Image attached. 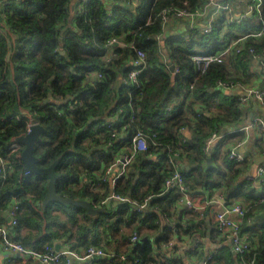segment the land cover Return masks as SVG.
<instances>
[{"label":"trees","instance_id":"obj_1","mask_svg":"<svg viewBox=\"0 0 264 264\" xmlns=\"http://www.w3.org/2000/svg\"><path fill=\"white\" fill-rule=\"evenodd\" d=\"M207 3L77 0L80 9L70 16V0H0V155L12 165L0 178V209L17 204L16 223L9 229L13 240L39 251L65 239L77 251L97 245L128 254L123 260L102 258L104 264L133 257L140 264H166L167 259L185 264L181 254L172 259L163 251L161 242L170 239V226L161 219L174 221L177 233L188 235L205 232L207 220L193 210L174 209L180 193L164 186L171 171L168 147L179 151L188 189L212 191L214 181L224 180L227 200L246 208L242 225L255 209L264 207L261 194L243 176L247 157L229 158L220 141L212 153L205 149L213 131L237 124L247 109L246 102L218 86V80L251 85L261 78L262 72L253 68L259 59L250 48L264 57V0L259 10L254 8L240 21L217 15L207 33L185 22L182 31L165 34L161 9L193 10ZM238 3L243 10L245 1ZM112 37L116 42L109 44ZM231 42L222 59L210 61L203 70L192 58L221 52ZM131 44L145 53L138 86L123 80L136 55ZM170 64L179 71L173 74ZM29 120L44 127L34 146L38 165L58 159L57 193L87 199L101 211L89 213L83 206L57 200L42 205L48 177L24 172L20 142L17 151L10 148L16 136L26 133ZM182 127L187 132H181ZM137 129L145 134L147 148L135 151L111 186L104 171L130 152ZM243 134L230 132L228 141L236 143ZM256 145L264 149L263 136ZM111 193L128 195L132 201L102 203ZM144 201L137 210L135 204ZM134 231L137 242L130 241ZM252 236L242 256L216 252L212 263L241 264L253 258L254 264H264L263 226ZM118 243H126L127 250L121 252ZM196 251L185 255L197 254L194 264H200L204 254Z\"/></svg>","mask_w":264,"mask_h":264},{"label":"built area","instance_id":"obj_2","mask_svg":"<svg viewBox=\"0 0 264 264\" xmlns=\"http://www.w3.org/2000/svg\"><path fill=\"white\" fill-rule=\"evenodd\" d=\"M262 0H248L246 8L244 11L235 13L234 6L231 2V0H208V3L200 8H195L193 10L187 9L186 7H178V6H167L161 9L160 16L162 19V22L166 24L171 19H184L187 20L188 25L190 27L197 26L196 20L198 18L204 19V22L202 24V31L203 32H209L212 29V22L213 19L221 14L224 13L227 16L228 21H240L245 14L253 10L254 8H257L259 10ZM210 7H213L212 10H210ZM112 42H116V39L114 37L110 38L108 40V43L111 44ZM234 42H231L227 47L218 53H208V54H193L192 58L197 63L198 67L203 70L204 67L210 62V61H220L223 57V55L228 51L230 46ZM133 46V44H131ZM136 55L134 58L131 59V64L126 72L125 77L123 80L125 83H135L138 86L137 76L138 74L143 70L144 64H145V53L143 50L133 46ZM250 51L253 53V57L255 59H260L261 55L259 53L254 52L252 48H250ZM111 50H109L108 53H110ZM179 71V67L177 65H173L172 73L175 74ZM100 76V73L97 74ZM261 77L264 78V67L262 68ZM218 86L224 87L228 90L233 88H241L243 90V94L240 95V99L242 101H247L248 99H253L258 102H260L262 105H264V89L261 87H257L254 85H245L240 82H233V81H224V80H218L217 82ZM34 122L32 120H29V125ZM250 125L256 126L260 129L262 135H264V120L260 118L259 116L254 117V119L251 121ZM27 127V129H28ZM247 126H238L233 128V130H230V132L238 131L245 129ZM181 132H187V128L182 127ZM229 132H226L225 130L222 131H213L206 142L205 149L211 153L213 152L212 146L216 141H220L223 146L226 144L227 140V134ZM242 145V141H237L234 144L229 145L227 148L228 156L229 158H234L237 161H241L244 159V155L239 152V147ZM20 147V143L16 140H14L10 148L13 151H17ZM147 148L146 145V139L145 134L141 129H137V131L132 136V147L130 152L127 154H124V160L121 161V159H118L117 162L120 163V169L115 173V175L111 179V186L115 184L116 179L119 177V175L123 172V168L126 166L128 161L131 159V157L134 155L136 150H145ZM168 156H167V163L170 167V175L167 176L164 182L165 188H175L179 193L180 197L177 201V203L174 204L175 210H184L189 209L193 210L200 215H202L203 209L207 204H212L213 201L212 196L205 197V203H195V196L199 197L198 195H193V191L188 189V186L185 182V177L182 172V163L177 158L179 151L172 149L171 147H168ZM264 155V151H263ZM113 165L107 167L104 171L103 178L106 179V176L111 171ZM12 169L11 163H9L2 155H0V178L4 177L6 175V170L10 171ZM259 172L264 175V167H259ZM215 184H217V187L221 190L224 189V180H216L214 181ZM207 193L208 190L205 188ZM195 194L197 192H194ZM151 196H148L145 198V201L149 199ZM109 199H114L115 202H121V201H132L131 198L128 195H122L118 193H111L109 194L103 201H107ZM219 201L220 207L215 210L214 212V221L215 225L217 227V230L220 232L222 238L224 240H227L231 243L233 250L235 253L239 254L240 256L243 255L245 251L251 247V241L247 234H245L242 231V221L246 214V208L241 202H229L222 194H218L217 198ZM260 201H264V192L259 197ZM145 201L143 203L135 204V208L137 210H141L145 206ZM17 208V204H14L12 207L9 208V215H10V224L16 223V217L14 216V211ZM174 231H176V227L173 228ZM138 235L137 232L134 231L130 236L131 242H137ZM0 240L3 245V247L11 253H20L23 255H31L41 261L46 262L47 264H60V262H63V264H71L70 258L67 257L66 254H70L75 256L76 258H95V259H102L106 258L107 260H110L112 257L117 256L120 259H127L128 254L126 253H115L114 251H106L101 246L97 245H89L82 251H77L72 248L67 249H55L53 245L44 246L43 251L35 250L26 247L19 241L13 240L10 236L9 230L5 225L0 224ZM168 242V241H167ZM171 241L168 242L170 244ZM172 243V242H171ZM198 242H195V244ZM215 254V251H207L204 256L201 259L200 264H214L212 263L211 259L213 258ZM129 262L131 264H140L139 260L135 257L130 258ZM4 264H8L5 262ZM241 264H254V259H248L243 260Z\"/></svg>","mask_w":264,"mask_h":264},{"label":"crops","instance_id":"obj_3","mask_svg":"<svg viewBox=\"0 0 264 264\" xmlns=\"http://www.w3.org/2000/svg\"><path fill=\"white\" fill-rule=\"evenodd\" d=\"M240 0H231L234 9L235 7L237 10H235V13L242 12L247 5L246 0L244 4L243 10L240 8V3H238ZM235 2V4H234ZM237 3V4H236ZM213 7H210V10H212ZM76 9H80V4H77V0H70V11L69 15L72 16L74 14V11ZM1 13V11H0ZM0 19V23H1ZM185 22L187 20L184 19H171L166 23L165 34L167 35L169 32H180L185 28ZM204 22V19L198 18L196 20V24L202 26ZM260 60V61H259ZM259 60L255 61L253 68L258 71L260 70L262 72V68L264 67V57L260 58ZM262 78V77H261ZM256 78L251 84L257 87H261L264 89V78L261 79ZM228 93L237 94L238 96L243 94V90L241 88H233L230 90H227ZM246 102L247 109L245 110V115L241 119L240 122H238L235 125H226L224 126V129L226 132L230 133V130H233L235 127H240L246 125L247 127L242 130L243 131V138L239 141H242V145L239 147V152L243 154L245 157L249 159L248 166L243 174V176L248 179L251 182V186L257 190L258 193L262 194L264 192V175H262L259 172V167H264V155L263 151L264 149L258 148L256 145L257 139H259L262 135L260 129L256 126L250 125L251 121L254 119V117L259 116L264 120V105H262L260 102L248 99ZM235 132V131H233ZM228 138L226 140V144L224 149L227 150L229 145L234 144L233 142L228 141ZM212 153V152H211ZM208 161H211V157L209 155ZM120 163L116 162L113 164V167L109 174L106 176V179L111 184V179L115 175V173L120 169ZM208 192L204 189H198L193 191V195H198L199 197L195 196V203H205L204 198L206 194L212 196V204H207L202 212L201 216L206 217L207 220V227L205 232L201 231H195L192 234H184L183 232L177 233V230L174 231V221L169 220L167 217H162L161 224H165L166 221L169 222L168 225L169 228V236L171 241L170 244H168L167 241L161 242V246L164 252L168 253L172 259L176 257L178 254H181L185 264H194V262L197 261V254H193L192 257H187L185 255V252L190 249L197 248V251L200 253L205 254L207 251H215V253H221L223 255H226L230 253L232 256L236 255L235 251L233 250V247L231 243L227 240H224L220 234V232L217 230V227L215 225L214 221V212L220 207L219 201L216 199L218 194H222L225 198V192L224 189H219L218 187H215L214 190H209L207 188ZM194 192H197L196 194ZM227 199V198H226ZM239 202V201H237ZM261 203H264L261 201ZM8 209H0L1 212L7 211ZM243 222V221H242ZM0 224L5 225L8 230L11 228L12 224L8 221L7 217L0 214ZM263 226L264 228V207L255 209L252 213V215H249L245 218V223L242 225V231L247 234L250 238V241L252 242V234L261 229ZM195 242H198L195 244ZM55 243L60 244V249H67L71 247L70 241L65 239L57 240L53 243V246ZM119 250L125 251L127 250V244L126 243H118ZM172 245L175 247V249H172ZM55 247V246H54ZM196 251V253H197ZM68 258L71 260V264H104L102 259L98 260L95 258H76L73 255L66 254ZM123 260V259H122ZM121 260V261H122ZM120 261V260H118ZM171 260H166V264H170ZM7 262L8 264H47L44 261H41L29 254L23 255L20 253H11L8 252L2 245L0 240V264H4ZM121 264H131L130 262H121Z\"/></svg>","mask_w":264,"mask_h":264},{"label":"water","instance_id":"obj_4","mask_svg":"<svg viewBox=\"0 0 264 264\" xmlns=\"http://www.w3.org/2000/svg\"><path fill=\"white\" fill-rule=\"evenodd\" d=\"M170 68H173V64H170ZM44 130L43 125L38 122H32L26 133L22 135H18L15 137V140L20 142L23 147L20 151V157L24 163V172H33L36 174H44L48 177L47 182V190L44 194V197L41 201L42 205L48 203V201L57 200L64 204H76L83 206L89 213H97L101 211V206H96L92 204L89 200L83 198H72L62 196L57 193L56 191V180L59 175L55 172V166L58 159H55L51 164L48 166H40L38 165L39 157L34 154V146L37 141L40 140V133ZM121 161L124 160V154L120 157ZM0 214L7 217L8 221L10 222V215L9 209L7 211H0ZM55 249H60V244L55 243Z\"/></svg>","mask_w":264,"mask_h":264},{"label":"rangeland","instance_id":"obj_5","mask_svg":"<svg viewBox=\"0 0 264 264\" xmlns=\"http://www.w3.org/2000/svg\"><path fill=\"white\" fill-rule=\"evenodd\" d=\"M111 166V165H110Z\"/></svg>","mask_w":264,"mask_h":264}]
</instances>
